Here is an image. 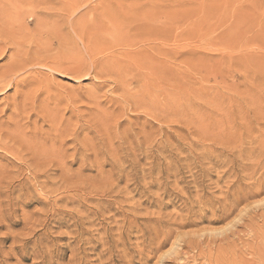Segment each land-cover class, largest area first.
<instances>
[{
    "label": "rangeland",
    "instance_id": "obj_1",
    "mask_svg": "<svg viewBox=\"0 0 264 264\" xmlns=\"http://www.w3.org/2000/svg\"><path fill=\"white\" fill-rule=\"evenodd\" d=\"M0 51V264H264V0H0Z\"/></svg>",
    "mask_w": 264,
    "mask_h": 264
},
{
    "label": "bare ground",
    "instance_id": "obj_2",
    "mask_svg": "<svg viewBox=\"0 0 264 264\" xmlns=\"http://www.w3.org/2000/svg\"><path fill=\"white\" fill-rule=\"evenodd\" d=\"M68 15V14H67ZM41 23V22H40ZM109 24H111V23H108V25ZM112 24H114V23H112ZM40 25V24H39ZM107 26V25H106ZM106 26H104V27H106ZM112 27V26H111ZM119 27V26H118ZM107 28H110V27H106V29ZM27 29V28H26ZM106 29H104L103 28V30H101V32L102 31H104V30H106ZM113 32H114V34H112V35H110L112 38H110L109 36H107V37H109L110 39H111V41H112V39H113V41H115V39H117V41H118V39H120V32L119 31H114L113 29H111ZM107 31H110V30H107ZM112 31H111V33H112ZM81 32V31H80ZM104 33H107V32H105L104 31ZM110 33V34H111ZM116 34V35H115ZM105 35V34H104ZM108 35H109V33H108ZM102 36V35H101ZM82 38V37H81ZM106 38V37H105ZM104 39V38H103ZM104 42H105V40H104ZM84 44V43H83ZM46 45V44H45ZM84 46V45H83ZM21 47V46H20ZM18 48V47H17ZM19 49V48H18ZM114 49V48H113ZM3 51V50H2ZM42 51H43V49H42ZM127 51V50H126ZM1 52V51H0ZM44 52V51H43ZM95 53V52H94ZM109 54V53H108ZM89 56H90V54H88ZM0 56H1V54H0ZM91 57V56H90ZM62 58V57H61ZM47 60V59H46ZM43 62L42 63H40V65L41 66H44V67H46L47 69H56V68H60V65H58V64H56L57 62L56 61H58V59L56 60V61H54V62H44V60H42ZM56 62V63H55ZM34 64V63H33ZM60 64V63H59ZM64 64V63H63ZM14 65V64H13ZM12 64L11 65H9V67L8 66H6V67H4L3 69H2V71L0 72V91H3V90H5L6 91V89L7 90H10L11 88H14V85L16 84H18L17 82L18 81H16V77H15V75L18 73V70H20L19 69V67H17V68H15L14 66H13ZM31 66V65H30ZM68 66V65H67ZM67 66H66V68H67ZM40 67V66H39ZM63 68H65V67H63ZM73 68V70H75L77 73H79L81 70L80 69H77L76 67H72ZM66 71H68V69H66ZM56 72H57V69H56ZM60 72V71H59ZM66 73H68V72H66ZM144 73V72H143ZM12 77H14V78H12ZM7 78V79H6ZM18 79V78H17ZM14 90H15V88H14ZM16 118V117H15ZM5 122H14V125H16V126H19V123L18 122H21L20 120H6ZM16 130V129H15ZM12 132H2V130L0 129V137L1 138H8V134H11ZM21 138V137H20Z\"/></svg>",
    "mask_w": 264,
    "mask_h": 264
}]
</instances>
